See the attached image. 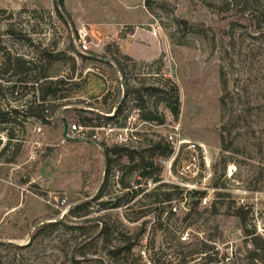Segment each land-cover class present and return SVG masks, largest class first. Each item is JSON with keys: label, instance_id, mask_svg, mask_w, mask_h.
Segmentation results:
<instances>
[{"label": "rangeland", "instance_id": "1", "mask_svg": "<svg viewBox=\"0 0 264 264\" xmlns=\"http://www.w3.org/2000/svg\"><path fill=\"white\" fill-rule=\"evenodd\" d=\"M0 11L6 12L0 14L5 51L34 61L39 49L62 53L50 66L52 75L73 73L79 85L68 86L65 100L47 103L62 107L53 115L50 108L44 122L20 117L16 139L5 152L13 125L0 124V264H72L75 246L85 243L86 251L98 253L87 259L102 258L105 264H205L206 246L220 255H242L240 264H248L246 232L264 238V0H64L63 6L61 0H0ZM10 25L16 36L8 34ZM123 32L131 35L121 39ZM69 57L76 59L75 69ZM17 87L0 96L6 110L35 101L32 88ZM152 87L164 94L147 92ZM176 96L174 113L167 104ZM142 98L145 114L155 121L140 119ZM121 106L119 121L127 117L126 129L111 122L99 132L100 143L111 147L123 132L130 149L144 150L148 140L166 142L177 128V141L200 149L199 173L179 154L171 172L163 169L159 184L142 182L143 193L132 199L133 189L116 186L115 171L129 164L123 157L105 189L104 149L65 141L63 120L69 127L81 117L103 122ZM132 135L138 140L131 141ZM47 147L54 157L42 162ZM161 159L153 158L158 166ZM83 173L90 174L87 199ZM101 191L103 198L92 204L94 217L109 216L119 235L114 246L135 244L119 260L109 254L112 248L97 244V227L86 225V238L65 228L78 226L69 212ZM164 192L172 200L158 203ZM195 192L205 194L206 207ZM127 193L124 207L102 209L101 203L114 204ZM214 205L218 214L212 213ZM257 253L264 264V250Z\"/></svg>", "mask_w": 264, "mask_h": 264}, {"label": "trees", "instance_id": "2", "mask_svg": "<svg viewBox=\"0 0 264 264\" xmlns=\"http://www.w3.org/2000/svg\"><path fill=\"white\" fill-rule=\"evenodd\" d=\"M61 4L63 6L64 0H61ZM0 14H6L5 11H0ZM8 34L11 36H16L15 31L13 30V26L10 25V28L8 29ZM128 35H131V33H125L119 35L121 39H125ZM20 38V37H16ZM65 56L62 53H53L48 51L47 49H39L37 51V55L34 60H27L23 57L16 56L13 57L10 53L5 51L3 46L0 44V70L4 68V71L0 72V96L4 97L6 92H11L14 94L17 90L20 88L17 87V84H21V86H26L32 88V94L35 97V101L29 102L27 104V107L18 110V109H11L6 110L7 107H4L3 103L0 101V124L2 125H13L11 126V130L8 133L9 138V144L3 149V152H5L9 145L13 140L16 139L15 135V128L17 125H19L18 120L20 117L25 118H35L42 122L45 121L47 118L48 111L51 108V115L55 111L58 110V108L62 107V105H55L53 107H50L47 103L50 101L55 100H65L67 98V95L64 94L67 92L68 86L71 84V86H79L77 82H74V74L65 77H57L53 76L51 73V67L52 64H54L56 61L61 60V57L63 58ZM70 62H72V68L75 69L76 67V59L74 57L68 58ZM39 61V62H38ZM42 63H47L48 66L44 68L38 67ZM117 63V70L118 72L124 74L125 68L123 64L119 61H116ZM39 64V65H38ZM5 75L9 76V78L5 79ZM32 76H34L32 78ZM80 78L82 74L80 73L78 75ZM70 82H67V80ZM11 83L12 85H7L10 87H5L4 84ZM30 85V86H29ZM4 92V93H2ZM147 92H150L151 94H157L156 92H160V94H164L162 89H159L157 87H152L147 90ZM155 96V95H153ZM38 97V100H37ZM144 104L142 108H140V119L144 122H153L156 120V117H154L151 114H145L146 110V101L142 98L141 99ZM162 102L165 101V98L162 97ZM174 103L169 102L167 104L168 108L174 112L177 113L178 111V98L177 96L174 99ZM6 108V109H5ZM123 115V109L122 106L116 111V114L114 116H106L101 119V121H94L93 118L90 117H81L79 120V125L85 128H107L110 126L111 122H114L116 125V129H126V122L127 117H124L121 121H119V118ZM163 119L160 120L159 125L163 124ZM95 134V131L88 132V138L91 139L92 136ZM148 145L146 146L147 149L144 150H132L124 145H113L111 147L107 146V143L104 141L100 143L102 148L104 149V155L107 160V166L105 170V182H104V188H107V185L109 184V180L111 177V171L114 166H118L119 162L123 157H127L129 160L128 165H124L121 168V175L119 180L117 181L116 186L120 187V190H127V192H130V190L133 189L131 198H137L138 195L143 193V189L141 188L142 182L148 183L152 182L154 184H159L161 182V173L163 171L161 166H158L155 164L153 158L154 156H159L162 159H167L172 155L173 149L165 142V139H162L160 137L159 142H154L153 140H148ZM1 144V142H0ZM53 149L51 147H47L45 149V152L42 153L40 161L46 162L50 158L54 157ZM96 167L94 164L92 172H95ZM83 185H82V193L84 194L85 199L89 198L87 196V193L84 192L88 180L90 177V174L83 173ZM162 187H159L157 190L163 188V185H160ZM137 188V189H135ZM175 188V187H174ZM178 189V187H176ZM179 190V189H178ZM195 195H199L200 199L204 193L195 192ZM104 196V191H101V193L96 197V199L92 201H86L82 202L79 205H77L75 208H73L69 214L68 217L72 220H74L78 226H71V227H65L66 229H69L71 232H77V234L80 237L86 238L85 233V226L86 225H93L99 229L98 234V243H101L104 248H112L111 252L109 253L113 259L119 260L123 254L128 255L131 254L132 250L134 249L135 244L128 243L125 241V243H122L121 246H114L113 242L114 240L117 241V239H113L117 236L116 229L114 231L112 223L108 221L107 217L109 216H100V217H94L95 211L93 208V203L95 200H100ZM130 197V193L125 194L121 199H118L116 203L109 204V203H101V207L103 210H114V209H120L124 207L126 198ZM157 202L158 203H166L170 202L172 199V194L170 193H160L158 195ZM219 197H221L219 195ZM223 197V196H222ZM243 209H241L240 214ZM192 212V210H191ZM213 214H218L219 209L216 205L212 208ZM240 216V215H239ZM47 220H52V216H47ZM64 224L63 222L60 223H50L48 225H45L43 228L40 229L39 233L42 232L44 229H53L56 228L58 225ZM116 234V235H115ZM253 234L250 231L246 232V235ZM122 242V241H120ZM252 243L256 249L255 252L250 254L251 261L257 259L259 256L257 253V250H264V241L257 237H253ZM76 244H79L76 242ZM86 244V243H85ZM76 245L74 252L71 256V263L72 264H82L83 262L90 261V262H96L98 264H105V260L100 258L96 260H90L87 259V256L89 254H92L94 256H97V252L90 253L89 251H86L87 245ZM81 246V247H80ZM81 249H80V248ZM80 249V250H79ZM206 249L209 250V247L206 246ZM167 264V263H162ZM187 264V263H186Z\"/></svg>", "mask_w": 264, "mask_h": 264}, {"label": "built area", "instance_id": "3", "mask_svg": "<svg viewBox=\"0 0 264 264\" xmlns=\"http://www.w3.org/2000/svg\"><path fill=\"white\" fill-rule=\"evenodd\" d=\"M147 123V122H146ZM106 128H85L80 125H72L69 127V134L73 135V137L81 138V139H89L88 138V132L95 131V134L92 136L91 140L95 143L100 145L101 142V136L99 135L100 131H106ZM112 129H109V132H112ZM126 132V130H124ZM179 129L175 128V133L169 134L168 137L166 136V143L173 149L172 155L167 159H161L160 164L162 169L168 170L171 172L172 167L176 161V158L179 154H183L185 156L189 157L190 167H194L195 174L199 173V166H200V154H199V147L195 144H192L190 142L186 141H177ZM137 141V137L132 135L131 141ZM115 142L117 145H124L126 147L129 146V140L126 138V135L123 132H119L116 134ZM183 147V149H181ZM182 150V152H181ZM190 167L187 169L189 170ZM115 178L118 181L120 178V171H115ZM184 186V185H182ZM186 187V186H185ZM188 187V186H187ZM63 204L66 203L65 200L62 201ZM200 204L204 207L207 206L208 201L207 198H201ZM253 234L251 235H245L246 240H249L246 244L247 249H249L248 252V264H259L258 259H255L251 261L250 254L255 252L256 249L253 247L252 239L253 237H257L264 241V238L259 237L255 232L250 231ZM207 255L205 264H240V258H242V255H238L237 253H232L231 255H220L219 252L214 251L212 248H209V250L205 251ZM142 257H146V252L142 251L140 253Z\"/></svg>", "mask_w": 264, "mask_h": 264}, {"label": "water", "instance_id": "4", "mask_svg": "<svg viewBox=\"0 0 264 264\" xmlns=\"http://www.w3.org/2000/svg\"><path fill=\"white\" fill-rule=\"evenodd\" d=\"M122 100L123 99H121V102H122ZM63 139L65 141H70V142H85L87 144L93 145V146L101 149V146L99 144L95 143L94 141H92L91 139H81V138L71 137L69 134V125L65 119L63 120ZM63 218H64V216H63Z\"/></svg>", "mask_w": 264, "mask_h": 264}]
</instances>
